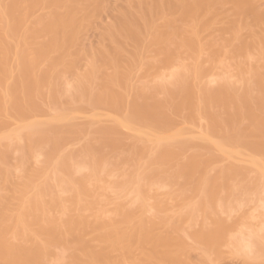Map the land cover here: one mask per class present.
I'll list each match as a JSON object with an SVG mask.
<instances>
[{
    "label": "bare ground",
    "instance_id": "1",
    "mask_svg": "<svg viewBox=\"0 0 264 264\" xmlns=\"http://www.w3.org/2000/svg\"><path fill=\"white\" fill-rule=\"evenodd\" d=\"M224 261L264 264V0H0V264Z\"/></svg>",
    "mask_w": 264,
    "mask_h": 264
},
{
    "label": "rangeland",
    "instance_id": "2",
    "mask_svg": "<svg viewBox=\"0 0 264 264\" xmlns=\"http://www.w3.org/2000/svg\"><path fill=\"white\" fill-rule=\"evenodd\" d=\"M109 6H113L117 3H119L120 0H106ZM110 21V16L108 13H103L100 15L99 19L95 21V24L93 27L87 29V31L84 34L83 44L86 47H95L97 46L99 40H100V33H101V26L106 24ZM225 262V263H224ZM222 262L223 264H236L234 261L233 263L230 261Z\"/></svg>",
    "mask_w": 264,
    "mask_h": 264
}]
</instances>
